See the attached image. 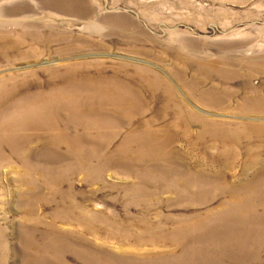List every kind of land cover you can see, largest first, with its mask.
<instances>
[{
	"label": "rangeland",
	"instance_id": "obj_1",
	"mask_svg": "<svg viewBox=\"0 0 264 264\" xmlns=\"http://www.w3.org/2000/svg\"><path fill=\"white\" fill-rule=\"evenodd\" d=\"M0 264H264V0H0Z\"/></svg>",
	"mask_w": 264,
	"mask_h": 264
},
{
	"label": "bare ground",
	"instance_id": "obj_2",
	"mask_svg": "<svg viewBox=\"0 0 264 264\" xmlns=\"http://www.w3.org/2000/svg\"><path fill=\"white\" fill-rule=\"evenodd\" d=\"M82 4H79V6H81Z\"/></svg>",
	"mask_w": 264,
	"mask_h": 264
}]
</instances>
